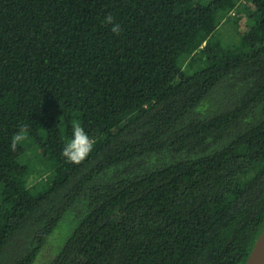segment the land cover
<instances>
[{
  "label": "trees",
  "instance_id": "16d2710c",
  "mask_svg": "<svg viewBox=\"0 0 264 264\" xmlns=\"http://www.w3.org/2000/svg\"><path fill=\"white\" fill-rule=\"evenodd\" d=\"M74 120L95 141L80 164L61 155ZM25 126L31 161L10 147ZM0 186V264H245L264 0H0Z\"/></svg>",
  "mask_w": 264,
  "mask_h": 264
},
{
  "label": "clouds",
  "instance_id": "9594fccd",
  "mask_svg": "<svg viewBox=\"0 0 264 264\" xmlns=\"http://www.w3.org/2000/svg\"><path fill=\"white\" fill-rule=\"evenodd\" d=\"M107 25H112V33L119 35L121 32V26L114 22V17L111 13H108L103 21ZM27 128L22 127L21 130L11 137L10 147L13 151L16 150L17 143L24 138ZM94 139L90 138L84 128L81 126L79 120L72 122V137L65 144L62 149L61 155L67 162L72 164H80L93 150Z\"/></svg>",
  "mask_w": 264,
  "mask_h": 264
},
{
  "label": "rangeland",
  "instance_id": "374dc122",
  "mask_svg": "<svg viewBox=\"0 0 264 264\" xmlns=\"http://www.w3.org/2000/svg\"><path fill=\"white\" fill-rule=\"evenodd\" d=\"M242 25L244 26V23ZM234 33H235V24H234V20L231 19L220 27L218 32L215 34V37H216L215 39L223 40L224 38L226 41H228L229 38L232 39V37L234 36ZM19 142L24 147L26 151V155H28L27 156L28 160H30L33 157L35 158V156L39 153V150L35 147V143L27 135L24 134V138L20 140ZM41 164L39 162L38 163L31 162L29 164L30 165V173H29V176H30L29 183L30 184H34L37 178H39L42 175V172L40 171L41 166H39ZM44 177H46V174L42 176V178ZM0 189H1V186H0ZM39 189L41 190V187ZM43 263H44V257L41 256L38 259L37 264H43Z\"/></svg>",
  "mask_w": 264,
  "mask_h": 264
},
{
  "label": "water",
  "instance_id": "95a60500",
  "mask_svg": "<svg viewBox=\"0 0 264 264\" xmlns=\"http://www.w3.org/2000/svg\"><path fill=\"white\" fill-rule=\"evenodd\" d=\"M245 264H264V230L257 238Z\"/></svg>",
  "mask_w": 264,
  "mask_h": 264
}]
</instances>
